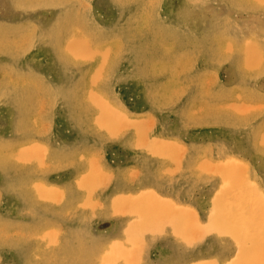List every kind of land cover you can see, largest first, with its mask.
Returning <instances> with one entry per match:
<instances>
[{
  "label": "rangeland",
  "instance_id": "374dc122",
  "mask_svg": "<svg viewBox=\"0 0 264 264\" xmlns=\"http://www.w3.org/2000/svg\"><path fill=\"white\" fill-rule=\"evenodd\" d=\"M257 34L264 0H0V264L105 254L91 225H106L95 150L130 136L169 155L220 105L261 113Z\"/></svg>",
  "mask_w": 264,
  "mask_h": 264
},
{
  "label": "crops",
  "instance_id": "0c3cea01",
  "mask_svg": "<svg viewBox=\"0 0 264 264\" xmlns=\"http://www.w3.org/2000/svg\"><path fill=\"white\" fill-rule=\"evenodd\" d=\"M251 41L264 52V34ZM254 96L264 101V90ZM220 106L201 125L190 124L185 150L179 144L164 155L130 136L95 150L103 158L98 211L106 225L91 229L106 252L92 249L90 264L102 254L104 264H264V108L244 119ZM120 198L133 202L120 208ZM144 210L155 212L136 230ZM224 214H236L234 221L224 224Z\"/></svg>",
  "mask_w": 264,
  "mask_h": 264
},
{
  "label": "bare ground",
  "instance_id": "6f19581e",
  "mask_svg": "<svg viewBox=\"0 0 264 264\" xmlns=\"http://www.w3.org/2000/svg\"><path fill=\"white\" fill-rule=\"evenodd\" d=\"M111 1V0H110ZM133 1V0H132ZM26 2V1H25ZM137 3H138V1H136ZM177 3V2H176ZM189 3H190V1H189ZM87 6H88V4H87ZM122 7V6H121ZM132 9V8H131ZM136 10V9H135ZM139 10V9H138ZM187 11V10H186ZM184 13V12H183ZM173 14V13H172ZM185 14V13H184ZM137 15V14H136ZM263 16V15H262ZM144 17V16H143ZM178 17V16H177ZM132 18V17H131ZM160 18V17H159ZM223 18V17H222ZM136 19V18H135ZM142 19V18H141ZM110 21V20H109ZM108 21V22H109ZM174 21V20H173ZM88 23V22H87ZM217 24H218V22H217ZM249 24V23H248ZM24 25V24H23ZM143 25V24H142ZM263 26V25H262ZM36 27V26H35ZM104 27V26H103ZM98 28V27H97ZM36 29V28H35ZM116 29V28H115ZM94 30V29H93ZM173 31V30H172ZM260 31V30H259ZM261 31H263V30H261ZM171 32V31H170ZM230 35V34H229ZM33 36V35H32ZM43 36V35H42ZM46 36V35H45ZM260 36V35H259ZM42 38V37H41ZM125 38V37H124ZM152 39V38H151ZM261 40H263L262 38H260ZM21 40V39H20ZM30 41V40H29ZM153 41V40H152ZM13 42V41H12ZM53 42V41H52ZM75 43V42H74ZM80 43V42H79ZM264 43V42H263ZM23 44V43H22ZM76 44V43H75ZM87 45H88V43H87ZM254 46V45H253ZM118 47H119V45H118ZM158 48V47H157ZM84 49V48H83ZM89 49V48H88ZM229 49V48H228ZM226 50V49H225ZM228 51V50H227ZM202 52V51H201ZM68 53H69V51H68ZM72 55V54H71ZM247 56V55H246ZM15 58V57H14ZM80 58V57H79ZM93 58V57H92ZM84 59V58H83ZM89 60V59H88ZM128 64H129V62H128ZM11 65V64H10ZM201 65V64H200ZM260 65V64H259ZM258 65V66H259ZM29 67V66H28ZM113 67V66H112ZM208 68V67H207ZM247 68V67H246ZM45 69V68H44ZM136 69H138V68H136ZM171 71V70H170ZM73 74V73H72ZM133 74V73H132ZM135 74V73H134ZM86 75V74H85ZM109 75V74H108ZM84 76V75H83ZM43 77V76H42ZM41 78V77H40ZM237 79V78H236ZM174 80V79H173ZM79 82V81H78ZM50 84V83H49ZM83 86V85H82ZM221 86V85H220ZM79 87V86H78ZM39 88V87H38ZM4 91V90H3ZM189 91V90H188ZM187 91V92H188ZM105 92V91H104ZM49 93H50V91H49ZM74 95V94H73ZM99 96V95H98ZM220 96V95H219ZM212 97V96H211ZM15 98V97H14ZM263 98V97H262ZM32 99V98H31ZM217 99H219V98H217ZM239 99V98H238ZM91 100V99H90ZM253 100V99H252ZM116 101V100H115ZM77 102V101H76ZM119 102V101H118ZM44 103V102H43ZM80 104H82V103H80ZM45 105V104H44ZM110 106V105H109ZM44 107V106H43ZM125 107V106H124ZM255 107V106H254ZM113 108V107H112ZM89 109V108H88ZM124 109V108H123ZM180 110V109H179ZM47 111V110H46ZM40 112V111H39ZM101 113H103V112H101ZM80 115V114H79ZM74 116V115H73ZM102 116V115H101ZM211 117V116H210ZM80 118V117H79ZM122 119H124V118H122ZM205 119V118H204ZM100 120V119H99ZM227 120V119H226ZM147 122V121H146ZM153 121H151V123H152ZM47 123H49V122H47ZM94 123V122H93ZM114 123H116V122H114ZM145 123V122H144ZM259 123V122H258ZM261 123V122H260ZM36 124V123H35ZM48 125V124H47ZM107 125V124H106ZM109 125H111V124H109ZM145 126H146V124H144ZM36 126V125H35ZM49 126H50V123H49ZM108 126V125H107ZM113 126V125H112ZM124 126V125H123ZM49 128V127H48ZM261 128V127H260ZM43 129V128H42ZM125 130V129H124ZM112 131V130H111ZM22 132V131H21ZM113 133V132H112ZM144 134V133H143ZM147 134V133H146ZM144 136H145V134H144ZM144 138V137H143ZM145 141H146V139H144ZM144 141V142H145ZM159 141V140H158ZM141 142V141H140ZM172 143H174V142H172ZM138 144V143H137ZM159 144V143H158ZM165 144V143H164ZM5 145V144H4ZM161 145H163V144H161ZM174 146V145H173ZM12 147V146H11ZM85 148V147H84ZM170 148H172V147H170ZM62 149V148H61ZM90 149V148H89ZM158 149V148H157ZM164 150V149H163ZM184 150H185V148H184ZM156 151V150H155ZM154 152V151H153ZM169 152V151H168ZM5 154V153H4ZM58 154V153H57ZM136 154V153H135ZM103 155V154H102ZM5 156V155H4ZM56 156H58V155H56ZM15 159V158H14ZM56 159V158H55ZM171 159V158H170ZM201 163V162H200ZM205 164V163H204ZM202 165V164H201ZM209 165V164H208ZM223 165V164H222ZM210 166V165H209ZM167 169V168H166ZM90 170V169H89ZM101 170V169H100ZM165 170V169H164ZM204 171V170H203ZM217 171V170H216ZM208 173V172H207ZM39 174V173H38ZM209 174V173H208ZM253 177V176H252ZM157 185V184H156ZM248 185V184H247ZM97 187H99V186H97ZM105 187V186H104ZM157 188V187H156ZM248 189V188H247ZM129 190V189H128ZM141 194V193H140ZM88 195V194H87ZM161 200V199H160ZM173 203V202H172ZM112 208V207H111ZM178 208V207H177ZM117 215V214H116ZM145 217V216H144ZM4 224V223H3ZM121 225V224H120ZM23 237V236H22ZM181 238V237H180ZM153 240V239H152ZM80 242V241H79ZM97 244V243H96ZM234 245V244H233ZM234 247V246H233ZM183 251V250H182ZM231 257V256H230ZM95 262V261H94ZM92 263V262H91Z\"/></svg>",
  "mask_w": 264,
  "mask_h": 264
}]
</instances>
